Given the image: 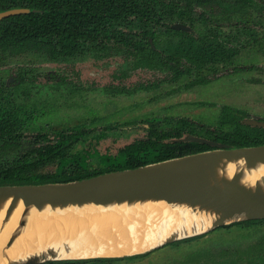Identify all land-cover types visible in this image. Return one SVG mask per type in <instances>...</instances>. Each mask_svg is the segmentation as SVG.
<instances>
[{
  "label": "trees",
  "instance_id": "16d2710c",
  "mask_svg": "<svg viewBox=\"0 0 264 264\" xmlns=\"http://www.w3.org/2000/svg\"><path fill=\"white\" fill-rule=\"evenodd\" d=\"M16 7L30 11L0 20L2 50L40 51L55 60L105 50L124 57L121 67L125 63L133 67L159 63L172 69L173 80L194 74L192 85L209 80L208 74L219 70L218 63H227L245 44L257 43L258 27L264 28V5L257 0H0V11ZM225 19L237 21V27L228 23L229 30H224L226 24L221 22ZM175 20L190 22L193 30L172 28ZM143 28L153 37L152 42L143 37ZM35 115L13 107L0 87V153L11 155L0 160V184L79 179L215 147L185 140V133L231 146L264 143V126L244 122L242 111L228 105L221 106L214 124L199 125L185 117L175 120L171 128L152 124L146 138L124 146L116 155L87 147L73 150L84 139L85 131L78 128L28 132L36 130L32 126ZM262 221L264 218L248 219L228 225ZM147 253L38 264H111ZM258 262L264 264V254Z\"/></svg>",
  "mask_w": 264,
  "mask_h": 264
},
{
  "label": "rangeland",
  "instance_id": "374dc122",
  "mask_svg": "<svg viewBox=\"0 0 264 264\" xmlns=\"http://www.w3.org/2000/svg\"><path fill=\"white\" fill-rule=\"evenodd\" d=\"M224 29L229 28L225 25ZM258 39L257 43L244 45L236 60L238 64H255L258 68L233 73V77L224 75L177 91H172V87L177 86L175 84H164L157 90H142L134 94L105 91L107 84L129 86L135 81L162 76L139 68L124 80L115 79L113 72L123 60L120 55L89 54L62 63L50 61L34 51L6 55L0 61V77L9 78L18 72L26 77V82L16 88L13 96L18 103L36 109L39 116L34 124L51 130L85 123L93 129L89 137L106 129L108 136L99 142L93 139L91 145L101 152L114 153L122 145L146 134L147 116L157 115L166 119L184 115L214 124L221 105L225 104L246 110L249 115L246 118L264 119L262 31ZM62 77L66 79L62 80ZM16 80L11 81L16 83ZM199 101L214 104H201ZM82 145L79 142L73 150ZM7 155V151L1 152L0 160ZM48 169H54V166L48 165ZM179 240L154 248L145 255L115 260L111 264H255L264 254V221L250 225L225 224L199 238Z\"/></svg>",
  "mask_w": 264,
  "mask_h": 264
},
{
  "label": "water",
  "instance_id": "95a60500",
  "mask_svg": "<svg viewBox=\"0 0 264 264\" xmlns=\"http://www.w3.org/2000/svg\"><path fill=\"white\" fill-rule=\"evenodd\" d=\"M29 11L30 9L26 7L2 10L0 20L12 14ZM244 122L264 126V120L260 119L245 118ZM185 139L206 142L215 147L79 179L0 184V201L7 198L11 200L5 217L6 219L10 217L9 213L17 202H21L25 207L33 206L41 210L46 206L82 207L88 204L108 206L146 200L186 204L216 214L211 226L202 232L169 237L158 245L117 257L145 253L174 240L205 234L225 224L264 218L262 183L256 182L251 187L241 184L240 170L230 177L219 174L221 166L232 159H241L246 167H253L257 163L264 164V143L231 146L195 135H188ZM20 224H24V219L20 220ZM12 241L10 238L7 244ZM93 257L111 256L76 258ZM76 258H41L34 255L13 264H38L49 260Z\"/></svg>",
  "mask_w": 264,
  "mask_h": 264
},
{
  "label": "bare ground",
  "instance_id": "6f19581e",
  "mask_svg": "<svg viewBox=\"0 0 264 264\" xmlns=\"http://www.w3.org/2000/svg\"><path fill=\"white\" fill-rule=\"evenodd\" d=\"M239 170L241 184L264 185L263 163L246 167L241 159H232L221 166L219 174L230 177ZM10 201H0V264L34 255L76 258L132 254L169 237L202 232L216 217L199 207L146 200L108 206H46L41 210L17 202L6 219ZM22 219L24 224H20ZM10 238L13 241L7 244Z\"/></svg>",
  "mask_w": 264,
  "mask_h": 264
},
{
  "label": "flooded vegetation",
  "instance_id": "af4514ba",
  "mask_svg": "<svg viewBox=\"0 0 264 264\" xmlns=\"http://www.w3.org/2000/svg\"><path fill=\"white\" fill-rule=\"evenodd\" d=\"M258 2H260V5H264V0H257ZM221 23L226 24V26L229 28V25H227L228 23L229 24H235L234 27H237L238 23L237 21H227L226 19L224 21H222ZM170 26L174 29H177V30H184V31H192L193 30V27L191 26L190 22H184L182 20H175L173 21ZM225 26V25H224ZM223 26V27H224ZM165 27V26H164ZM226 30V29H224ZM229 30V29H228ZM227 30V31H228ZM258 30L259 32L262 31L263 32V35H264V28H260L258 27ZM141 31L142 29L140 28V30H138V33L141 34ZM259 32L257 33V37L259 35ZM164 34V33H163ZM166 34V33H165ZM164 34V36H166ZM143 37L144 38H147L149 39L151 42H152V39L153 37L149 34H147L146 32V28H143V33H142ZM259 40V39H258ZM152 44V43H151ZM253 44V43H252ZM153 45V44H152ZM246 45V44H245ZM244 49V46L236 53L234 54L233 56H231L228 60L227 63H218L219 65V70L217 72H212L210 74H208V77H209V80L205 81V82H200L198 84H194V85H199V84H205L209 81H211L212 79L214 78H217V77H221V76H224V75H232L233 77V73H236V72H241V71H246V70H251V69H255V68H258L257 65L255 66V64H238L236 63V60L238 59L241 51ZM105 51V50H104ZM103 50H100V51H96V50H92L91 52H87V53H84V54H81V55H76V56H73V57H68V58H62V59H58V60H55V59H50L47 54L43 53V52H40V51H34V52H39L41 54H43L45 57H47V59H49L50 61H53V62H57V63H62V62H66L70 59H75L77 57H80V56H84V55H89V54H93V55H96V56H108V55H111V56H114V55H120V54H107L105 53ZM28 52V51H26ZM17 54H20V53H15V52H11L10 50H2L0 49V61L6 56V55H17ZM123 60L120 64L119 67H117L115 69V71L113 72V78L115 79H120V80H124L125 78H128L129 76L132 75V73L139 69V68H142V69H146V70H150V71H153L154 73H161L162 76L160 78H155L153 80H146V81H135L134 84L132 85H125V84H107L105 85L104 87V90L107 91V92H110L112 94H122V93H126V94H134V93H137L139 91H142V90H157L158 88H160L162 85L164 84H169V85H177V86H173L172 87V91H177V90H181V89H189V88H192L194 85L190 84L191 80L193 79V75H189V76H183L182 78H179V79H172V69L171 68H166V66H162L160 67V64H156L155 66L153 67H148V66H144V65H138V66H131V63H125V65L123 67H121V65H123L124 63V57L122 55H120ZM225 71V72H224ZM224 72V74H222ZM12 74H15L14 72ZM116 74V75H115ZM16 76V77H15ZM15 76H10L9 78H1L0 77V87H1V90H2V94L3 95H6L7 94V97L9 99V101H11L12 103V106L15 107V108H20L22 111H26L28 113H30L31 111L34 112L36 115V120L39 116L38 113H36V109L34 108H29L28 105H23L21 103H18L16 101V99L14 98V91L16 90L17 87H19L21 84H23L24 82H26V77L22 76L21 73L18 72L17 75ZM17 79L16 83L11 80L13 79ZM62 80H65L66 78L65 77H62L61 78ZM116 87H118V89H123L122 91H116L113 89H116ZM127 89H130V91H128ZM112 90V91H111ZM199 103L201 104H214V103H211V102H208V101H199ZM222 105H225V104H222ZM221 105V106H222ZM229 106V105H228ZM232 107V106H230ZM234 108V107H233ZM235 109H239L242 111V115L243 113H245V115H243V121L244 119L246 118V116H249L248 115V112L244 109H240V108H235ZM42 112H45L44 110H41ZM221 113V107H220V112L218 113V116L216 119L219 118V115ZM247 114V115H246ZM181 117H185V118H188L196 123H198L199 125H204V124H210V123H206V122H203L201 120H197L195 118H193L192 116H184V115H180V116H175V117H169V118H166V119H162L160 116H157V115H153V116H147L146 118V122H148V127L146 128V134L142 137H138V138H135L134 140H132L131 142H128L124 145H122L121 147H119L117 149L116 152H101L99 149H97L95 146L91 145L92 144V140L93 139H97L96 141H100L101 138H104V137H107L108 136V132L106 129H102L98 132H95L93 134V136H88L91 131L93 130L91 127H89L87 124L85 123H81V124H75V125H72V126H67V127H61V128H70V127H73V128H78L79 130L81 131H85L83 132V137L84 139L82 141H79L80 143H82L83 145L81 147H77L75 150L77 149H80L82 147H87L88 149H90L91 151H98L99 153H105V154H111V155H116L119 150L121 148H123L124 146L134 142L135 140H138V139H142V138H146L149 134V131H150V128H151V125L154 124V125H159V126H162V127H165V128H171L173 126V122H175V120L181 118ZM36 120L33 122L32 126H36L37 124H34L36 122ZM260 120H264V119H260ZM216 121V120H215ZM32 123V122H31ZM249 124V123H248ZM39 129H42L43 131H51V130H45L43 129L40 125H37L36 126V130H34L32 133L33 134H36V132L39 130ZM59 129V128H58ZM100 133H103L102 135H98ZM187 133H185L182 137L185 139V137L187 136L186 135ZM195 136H199V135H195ZM94 137V138H93ZM200 137H203V136H200ZM205 138V137H204ZM207 139V138H206ZM186 140V139H185ZM208 140H212V139H208ZM213 141H216V140H213ZM77 142L75 144V146L73 147V149L77 146V144L79 143ZM218 142V141H216ZM206 143V142H205ZM221 143V142H220ZM209 144V143H208ZM226 144V143H225ZM212 145V144H210ZM214 146V145H213ZM94 165H96V162L93 161ZM221 226H219L218 228H220ZM217 228V227H216ZM215 230V229H214ZM212 231V230H211ZM210 232V231H209ZM202 235H205V234H202ZM202 235H199L197 238L201 237ZM255 264H259L258 260Z\"/></svg>",
  "mask_w": 264,
  "mask_h": 264
}]
</instances>
